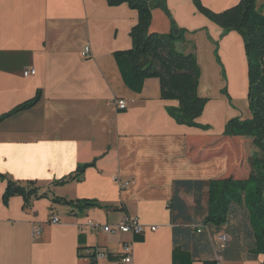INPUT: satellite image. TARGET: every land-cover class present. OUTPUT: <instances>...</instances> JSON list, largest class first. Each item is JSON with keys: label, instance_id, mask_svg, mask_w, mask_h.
Returning <instances> with one entry per match:
<instances>
[{"label": "crops", "instance_id": "obj_1", "mask_svg": "<svg viewBox=\"0 0 264 264\" xmlns=\"http://www.w3.org/2000/svg\"><path fill=\"white\" fill-rule=\"evenodd\" d=\"M201 1L220 12L240 0ZM166 2L187 30L178 48L194 52L200 66L199 93L208 102L197 122L208 130L181 125L168 113L178 101L163 98L158 77L146 78L140 92L125 83L114 53L132 46L138 12L128 4L0 0V115L41 94L36 105L0 122V172L15 181H36L48 194L29 206L21 196L5 205L7 183L0 178V264H86L85 249L102 248L117 257L127 242L133 247L131 264H173L168 203L174 182L247 174L243 138L222 135L230 119L252 118L243 38L199 12L193 0ZM257 4L264 14V0ZM171 27L168 14L153 9L150 32L168 33ZM86 46L89 57L82 54ZM31 69L35 74L26 76ZM115 98L127 108L119 109ZM86 164L78 179L54 185ZM119 180L133 184L123 190ZM180 195L194 205L191 194ZM55 196L97 200L101 206L72 208L54 203ZM125 215L148 226L143 240L86 226L115 225ZM53 216L60 221L53 223ZM216 256L219 264L264 259Z\"/></svg>", "mask_w": 264, "mask_h": 264}, {"label": "trees", "instance_id": "obj_2", "mask_svg": "<svg viewBox=\"0 0 264 264\" xmlns=\"http://www.w3.org/2000/svg\"><path fill=\"white\" fill-rule=\"evenodd\" d=\"M193 2L211 21L242 36L248 58V100L252 118L230 119L222 134L243 138L245 176L174 182L173 196L168 203L174 226L173 264L195 261L219 264L216 255L230 260H258L264 255V14L258 8V0H240L220 12L205 6L201 0ZM108 3L111 6L128 4L138 12V22L131 30L132 46L114 53L125 83L140 92L146 78L158 77L163 98L178 101L177 106L168 107V113L181 125L208 130L209 125L197 122L208 102L199 93L200 66L194 52L185 53L178 48V43L186 40L187 30L178 26L166 0H108ZM155 8H162L168 14L172 23L170 32H150ZM40 99L38 92L32 99L0 115V122L33 107ZM89 166H80L75 174L55 181L54 185L78 179ZM0 178L7 183L3 194L5 205L14 196L23 197L25 206L48 197L36 181H15L1 172ZM182 191L194 197L193 206L181 197ZM52 201L77 209L101 206L97 200L90 199L69 200L55 196ZM218 234L229 237L220 251L215 248ZM136 239L143 240V236ZM120 257L109 254L110 259Z\"/></svg>", "mask_w": 264, "mask_h": 264}, {"label": "built area", "instance_id": "obj_3", "mask_svg": "<svg viewBox=\"0 0 264 264\" xmlns=\"http://www.w3.org/2000/svg\"><path fill=\"white\" fill-rule=\"evenodd\" d=\"M83 56L89 57L92 55V51L90 46H86L82 52ZM35 74V70H26L25 75H32ZM119 109H126L127 108V102L123 99H114L112 101ZM133 184L132 181H122L119 180V185L121 189H127ZM59 217L52 218V222L56 223L59 222ZM91 230L98 231L103 230L104 232L108 233H129L133 237L136 236H142L145 232L148 226H145L139 222V220L136 217H131L129 215H125L117 224L115 225H101L96 224L94 222H90L86 225ZM152 230H157V226H150ZM85 229V227L83 228ZM35 234L38 233L37 229L34 231ZM229 237L224 234H218L215 236V242H216V251H220L225 248L226 242L228 241ZM86 264H100V261L103 259H109V252L102 248H87L83 251L81 256ZM133 262V247L132 244L127 242L123 244V252L119 259H116L114 261V264H131Z\"/></svg>", "mask_w": 264, "mask_h": 264}, {"label": "rangeland", "instance_id": "obj_4", "mask_svg": "<svg viewBox=\"0 0 264 264\" xmlns=\"http://www.w3.org/2000/svg\"><path fill=\"white\" fill-rule=\"evenodd\" d=\"M208 113H210L209 111H208ZM214 124L216 125V126H218L217 124H216V122L214 121ZM64 206V205H63ZM62 207V206H61ZM61 207H59L60 209L59 210H61Z\"/></svg>", "mask_w": 264, "mask_h": 264}, {"label": "bare ground", "instance_id": "obj_5", "mask_svg": "<svg viewBox=\"0 0 264 264\" xmlns=\"http://www.w3.org/2000/svg\"><path fill=\"white\" fill-rule=\"evenodd\" d=\"M54 217H58V216H54Z\"/></svg>", "mask_w": 264, "mask_h": 264}]
</instances>
